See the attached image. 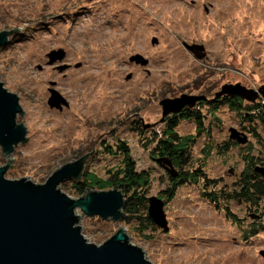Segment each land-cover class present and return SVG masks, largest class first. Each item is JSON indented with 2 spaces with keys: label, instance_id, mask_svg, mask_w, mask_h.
<instances>
[{
  "label": "rangeland",
  "instance_id": "obj_1",
  "mask_svg": "<svg viewBox=\"0 0 264 264\" xmlns=\"http://www.w3.org/2000/svg\"><path fill=\"white\" fill-rule=\"evenodd\" d=\"M16 29L0 48V81L19 98L27 142L10 156L0 147V168L13 160L6 179L46 184L65 164L96 153L86 180L95 192L112 191L105 171L118 162L101 149L121 140L140 171H154L151 196L163 200L165 171L142 147L137 129L161 130L160 102L182 96L206 97L200 101L206 128L223 125L198 139L195 157L226 182L232 169L242 170L234 152L200 153L206 136L222 143L231 130L242 129L237 112L208 104L221 98L216 95L223 87L263 96L264 0H0V33ZM60 52L63 58L52 62L50 55ZM53 93L59 108L50 105ZM179 131L192 135L196 129L184 122ZM243 132L256 147L253 134ZM74 186L65 182L62 190L78 199ZM200 193L185 186L171 202L163 200L167 233L89 218L80 210L77 215L90 244L103 245L125 228L152 264H264V232L249 236L251 226L264 227V219L247 217V206L233 203L235 222Z\"/></svg>",
  "mask_w": 264,
  "mask_h": 264
},
{
  "label": "water",
  "instance_id": "obj_2",
  "mask_svg": "<svg viewBox=\"0 0 264 264\" xmlns=\"http://www.w3.org/2000/svg\"><path fill=\"white\" fill-rule=\"evenodd\" d=\"M20 30L0 33V48L8 45L13 32ZM196 49L191 50L198 55ZM55 56L63 58L62 52L53 53L50 55L52 62L56 61ZM226 94H237L249 101L259 97L248 94L238 86L223 87L216 97ZM57 97L53 93L50 100L52 107L59 108L55 104ZM205 98L182 96L175 100L166 99L160 105L168 115ZM19 114L20 125L17 124ZM23 116L19 98L9 93L0 81V147L7 156L19 144L27 142ZM231 133L233 140L241 144L247 142L236 130H231ZM87 156L75 163L65 164L42 185L27 178L16 181L6 179L7 168L13 160L0 168V264H152L143 249L131 244L125 228H121L103 245L90 244L83 236L78 210L86 217H98L104 221L120 222L124 217V196L117 189L92 192L78 199H72L63 192L62 183L81 177ZM164 205L162 200L151 197L149 214L157 226L167 233L170 229Z\"/></svg>",
  "mask_w": 264,
  "mask_h": 264
},
{
  "label": "trees",
  "instance_id": "obj_3",
  "mask_svg": "<svg viewBox=\"0 0 264 264\" xmlns=\"http://www.w3.org/2000/svg\"><path fill=\"white\" fill-rule=\"evenodd\" d=\"M242 99L240 95L230 94L218 100L208 101V104L214 102L212 104H217L218 107L227 105L231 111L241 115L242 129L238 133L241 138H246L247 142L241 144L238 140H233L231 131L228 139L222 143L216 142L210 135L206 136L207 143L203 148L207 151L204 153L202 150L200 153L206 154L215 149L225 153L227 157L233 152L237 157L241 156L243 168L240 171L232 169L230 182L221 177L215 178L209 171L207 162L200 156L195 157L194 147L198 139L204 134H211V128L223 127L222 124L215 122L213 126L206 128L207 116L203 114L205 108L202 102H198L193 108L190 107V110L185 108L178 113L169 114L163 119L162 129L159 131L144 125L139 126L137 133L142 147L150 152L153 160L165 171L166 178H163L162 182H167V185L165 190L160 192V197L166 200V203L175 199L182 187L190 186L199 189L201 197L213 206L216 212L224 209L227 218L234 217L230 206L235 203L247 206V217L253 220L264 219V99L247 100L245 104ZM213 108L216 109L214 106ZM184 122L194 124L195 134H180L179 128ZM243 130L253 134L257 140L256 147L248 143ZM258 130L261 131L259 134ZM259 149L260 153L255 156V151ZM101 150L105 156L112 157L118 162V165L106 168L105 173L111 189L121 191L124 196L122 223L129 228L137 226L140 231H157L159 227L149 214L150 198L153 197L151 192L154 171H140L128 145L121 140L115 148L104 142ZM97 155L95 153L87 156L81 177L68 181L75 185L73 192L78 198L96 191L93 183L86 178L93 174L90 172L89 163L93 162ZM234 219L235 222L238 220L236 217ZM260 230L263 233L264 227L251 226L249 236L257 237Z\"/></svg>",
  "mask_w": 264,
  "mask_h": 264
},
{
  "label": "flooded vegetation",
  "instance_id": "obj_4",
  "mask_svg": "<svg viewBox=\"0 0 264 264\" xmlns=\"http://www.w3.org/2000/svg\"><path fill=\"white\" fill-rule=\"evenodd\" d=\"M224 96H227V94H226V95H223V96H220V97H224ZM258 98H260V99H264V97L261 96V95H260ZM199 102H200V101H199ZM197 103H198V102H197ZM197 103H196V104H197ZM194 106H195V105H193V107H194ZM190 107L193 108L192 106H186V107H184L183 109L186 108V109H189V110H190ZM183 109H182V110H183ZM170 115H172V114H170ZM168 116H169V114H168V115H165V114H164L163 119H164L165 117H168ZM149 129H150V128H149Z\"/></svg>",
  "mask_w": 264,
  "mask_h": 264
}]
</instances>
